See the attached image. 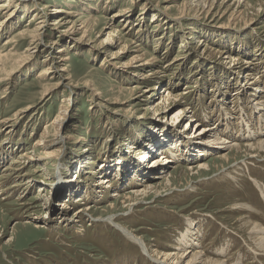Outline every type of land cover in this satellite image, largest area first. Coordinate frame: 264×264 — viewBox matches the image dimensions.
<instances>
[{
  "label": "rangeland",
  "instance_id": "rangeland-1",
  "mask_svg": "<svg viewBox=\"0 0 264 264\" xmlns=\"http://www.w3.org/2000/svg\"><path fill=\"white\" fill-rule=\"evenodd\" d=\"M3 1L6 0H0ZM12 1L8 13L12 11L19 22L10 30L0 29V53L14 46L20 50L13 53L24 51L29 40L18 39L16 44L5 45L6 38L16 36L32 13L41 16V5L48 6L50 23L57 16L51 15L53 7L75 11L73 5L78 12H83L84 18L91 17L94 21L100 18L101 21L90 31V42L70 43L72 49L68 56L72 73L81 85H62L50 97L42 98L45 85L56 81L37 76L45 65L43 60L48 53L45 48L13 72L9 80L0 82V120L14 118L18 110L29 107L23 118L0 125V264H159L145 255L138 243L100 220L110 214H118L117 221L133 230L152 250H173L172 245L184 234L197 230L200 249L210 257L216 258L217 251L225 249L224 256L231 258V264H264L249 248L246 242L249 232L241 227V220L254 221L264 227V201L256 185L257 182L264 186V152L243 146L240 150H230L210 145L200 152L192 154L190 151L191 144H199L197 138L203 135L196 134L204 126H216L221 136L240 144L254 142L264 130V91L255 89L256 86L264 88V0H240L248 16L242 20L229 17L238 6V0H227L224 9L227 6L233 9L225 15L203 12L190 13L183 18L179 15L188 0H83L85 4L81 0H43L37 6L27 0ZM222 1H217L218 7ZM198 2L200 0H196ZM167 5L169 9H165ZM118 10L124 13L115 20L121 35L141 43L148 58L155 56L161 60L160 66L174 60L171 67L165 72L162 70L161 82H158L161 87L152 98L149 93L141 96V92L131 96L130 87L138 84L134 71L118 70L107 61V54L92 47L94 42L106 38L107 33L102 30L104 18ZM5 14L0 12V20ZM124 17L130 21L125 23ZM252 17L256 18L249 27L245 23ZM126 32L129 33L126 35ZM50 34L59 42L53 49L56 51L67 38L60 36L53 27ZM209 51L239 57L242 68L233 69L230 58H219L217 53L211 57ZM131 54L129 52L122 60L127 61ZM247 63H255L251 73L253 78L260 79L251 86L244 76L243 67L249 66ZM83 82L90 83V89L83 86ZM167 82L172 93H183L182 102L156 110L154 105L160 101L162 87ZM91 89L99 90V95L94 96ZM69 96H75L70 101L64 125V135L69 138L62 152L57 151L61 146L57 144L51 148L54 155L42 159L45 150L42 146L34 147L35 143L61 112L64 99ZM185 106L197 122H189V117L172 119L174 113ZM56 129H52L49 139L57 137ZM170 133L183 138L179 140L180 137L175 136L164 148L155 145L159 140L169 139ZM249 134L252 136L247 137ZM152 145L156 151L150 152ZM218 151L228 152L229 157L216 159ZM21 153L36 159L20 158L21 163L12 165L14 157ZM160 154L167 157L174 154L172 158L175 159L160 166L149 165ZM136 157H140L136 161L138 180H122L118 176L113 179L114 187L105 198H94L96 182L108 175L98 169L100 163L119 160L121 167L130 169ZM85 159L95 161L86 168L93 173L76 170ZM141 159L146 169L153 173V178L148 177L146 181L164 188L162 194L150 193L130 211L127 204L113 198L111 193L142 187L138 184L147 175L139 164ZM202 162L207 163V169H189ZM8 165L14 170L4 171ZM59 165L62 184L56 178ZM178 165L183 166L178 168ZM155 168L160 173L174 174V179L167 183L161 174L155 176ZM24 172L34 174L35 181L30 186H14L20 180L15 176ZM63 180L79 183L81 188L67 193ZM41 185L46 188L42 193L39 191ZM79 196L87 198L84 202L92 207L87 214H80V222L74 227L65 226L63 221L59 222L62 212L55 210V204ZM239 204L249 208H240ZM79 207L83 205L77 203L73 208ZM73 208L67 213L68 217ZM28 219L46 228L23 227ZM17 226V236L10 240Z\"/></svg>",
  "mask_w": 264,
  "mask_h": 264
},
{
  "label": "bare ground",
  "instance_id": "bare-ground-1",
  "mask_svg": "<svg viewBox=\"0 0 264 264\" xmlns=\"http://www.w3.org/2000/svg\"><path fill=\"white\" fill-rule=\"evenodd\" d=\"M27 1L29 2V4L32 3L33 6H37V4H41L43 0H27ZM81 1H82L81 2L82 4H85L83 0ZM217 1L218 0H200V2L196 3V0H188L187 3L184 4L183 9L180 12L179 18L186 17L190 13H195L198 15V14H202L203 12H206V15L210 13H213L215 15H217V13H220L221 15H225L233 9V7H229V6H227L224 9V7L226 6L225 4L227 3V0L222 1L219 4V7L216 4L218 3ZM239 1L240 0H238V6L230 12L229 17L232 20L246 19L247 15L245 11L242 9L243 7L239 3ZM12 2H13L12 0H6V1L0 2V12L6 13L5 16L0 20V29L6 27L10 30L11 27L17 25V23L19 22L18 19H16L15 14L12 11L8 13L9 11L8 8H10L9 6L12 5ZM71 2H75V0H71ZM41 6H43L41 8L42 9L41 16H39L37 12L32 13V16H30L29 18V22L25 24L24 28H22L16 36L13 35L12 37L6 38L7 40H6L5 45L16 44L18 42V39H22L26 41L29 40V41H28L26 48L24 49L22 53H18V54L13 53L15 50H20L19 48H16L15 46L14 48H11L7 52L0 53V82L9 80L10 75H12L13 72L18 70V68H20L23 64L25 65L26 63L31 61V59L35 57V55H37V52H39L42 48L48 49L47 57L43 60V62H45V65L42 67V69L37 74V76L43 77L44 79L49 78L50 82L53 80L54 81L56 80L54 83L51 82V83L46 84L44 90H42L41 96L43 99H46V97H50L54 92H56L57 88L62 85L67 86V87H75V86L81 85L80 81L75 79V75H73L72 73L70 57L68 56L69 50L72 49L71 48L72 44L70 43L73 42V44L81 45L82 43L90 42V38H89L90 31L93 29L94 25L98 21H101V19L97 18L99 20L94 21L93 20L94 18H91V17L84 18L83 12L82 11L78 12L76 5L71 6L72 8H76L75 11L72 9H69L68 11H66V9H64L63 7L55 6L53 7L54 9H51V15L53 13L54 15H57V16L54 19V21L50 23L49 21L50 14H47L48 6L47 5H41ZM216 7H217V10L215 11L214 9ZM165 9H169L168 5L165 7ZM261 10L258 11L257 15H259ZM123 14L124 13L122 10L121 11L118 10V12H114L112 16L104 18L105 23H103L102 30L107 33L106 38L100 42H94L92 47L94 48L97 47L100 52L107 54L109 56V60H107L106 57H103V59L107 60L108 62L110 61L111 65H114L115 68H118V70L122 72L134 71L133 75L135 76V78H137L138 84L134 87H130L131 96L137 95L141 92L142 93L141 96L146 97V94L148 96V93H149L150 94L149 97L152 98L156 94V91H158L161 87V86L159 87L158 82L162 78L161 77L162 70L163 72H165L166 68H169L173 65L174 60L168 62L164 66H160L159 63L161 62V60L155 56L148 58L147 53L143 50V46L141 45V43H138L137 41H134L131 39L129 40L127 36L121 35L118 29V25L115 24V20H118L120 17H123L124 16ZM254 18L256 17L249 18L245 24L249 27L253 26ZM128 20H129L128 17L125 18L124 19L125 23ZM52 27L53 29L58 30L60 36H63L64 39L67 38L66 42L61 47H59L56 51H54L53 49L59 42L56 39L51 37L50 31H52ZM128 33L126 32V35ZM129 52H132L131 56L129 57L127 61H123L122 58L126 56ZM209 52H210L209 55L211 57L213 56V54L217 53L219 55V58H222V59L230 58L232 60L230 63L234 64V65H231L233 69L240 70L242 68L241 65H239L241 64L240 63L241 61L239 62V59H240L239 57L225 55V53L222 51L220 52L209 51ZM178 59L179 58H176L175 60L178 61ZM11 61H13V63H11ZM9 63L11 64L7 66V64ZM247 65L249 66L245 65V68L243 67V70L245 69L244 71H246L244 73L245 74L244 76L246 77L247 83L251 86L255 82L258 83L260 79L253 78L254 77L252 75L253 73H251V71L254 69L255 63H252V64L247 63ZM83 83H84L82 84L83 86H86L87 88L90 89L89 87L90 83L88 82H83ZM146 84H148V86ZM166 86L167 87L169 86L168 82ZM166 86L165 84L163 85L162 87V89L164 90L163 95L161 96L160 101L157 102L156 105H154L156 110H158L159 108L168 107L169 105H172L175 103L182 102L183 93H180V92L172 93L173 91L171 92V90H168L171 87L169 86L167 88ZM190 87L191 86H188V88ZM255 89L261 91V93L264 91V88L262 86H256ZM91 90L94 96L99 95L98 93L99 90L97 89H91ZM260 96L261 95H259V97ZM135 97H137L136 99H138L140 95L135 96ZM74 98L75 96L73 97L69 96L67 99H64L65 103L61 107V112L56 116V118L52 121L50 125H47L45 127V130L43 131L41 138L36 141L34 147L42 146L45 150L44 152L45 157L42 159H48L49 156H53L55 152L51 151V148H55L57 144L61 145V146H58L57 151L62 152V146L66 144L67 139L69 138V136L64 135V132H65L64 125H66L67 114H68L67 111L69 108L70 101L72 99L74 100ZM28 108L29 107L18 110L15 113L14 118H7V119L0 120V125L8 124L11 122V120L13 121L18 117L23 118L24 116L23 113L26 112ZM182 117H189V122L198 121L194 119L195 117H193L192 111L189 110L187 106L179 108L174 113L172 119H175L176 121V120L181 119ZM52 127L54 129L58 128L56 129L57 137L55 139H49V136L52 133V129H53ZM196 135L197 136L203 135V136L197 138L198 139L197 141L199 142V144L196 143V145L194 144L190 145V151L192 152V154L194 152H200L206 149L205 147L206 145H210L212 147L219 146V147H223V148L230 149V150L231 149L240 150V148L243 146V147H247V149H250V150L252 149L255 151L259 150L262 153L264 152V130L260 134L258 139L255 138L254 142L245 143V144H240L239 141L229 140L228 138L221 136L219 133L218 127L216 126H204L203 128L199 129ZM175 136L180 137L179 140L183 138L182 135L177 136L176 134L170 133L169 139L159 140L155 143V145L161 146L162 148L167 147L168 143L171 142L170 140L171 139L173 140ZM251 136H252L251 134L247 135V137H251ZM154 149H155V146L152 145L149 151L150 152L156 151V149L155 150ZM172 157H174V154H172ZM172 157H167V156H164L163 154H160L158 157L152 159L149 165L156 164L157 166H160L162 164H165L166 162L172 163L175 159ZM215 157L216 159H221V160L227 159L229 157V153L226 151H218L215 154ZM20 158L36 159L33 157V155H28V153H21L17 157H14V160L11 162V164L13 165L18 162L21 163V160H19ZM139 158L140 157H136L134 159L133 167L130 169H125L121 167L119 164V160H117V162L105 161L103 163H100L98 165V169L102 170V172L108 173V175L105 177H100L99 180L96 182L95 190L97 194L95 193L94 198L96 199H99L100 197H102V199L105 198L106 193H108V191L114 187L113 179L117 178L118 176L122 180H127L128 178H129L128 181H131L130 179L138 180L139 179V176H138L139 168H138V165H136V161ZM87 160L88 159H85L81 165H77L76 170L81 171L80 169H85L86 173H93L91 170L89 171V169L86 171V168H88V165L95 163V161L92 159L88 161ZM141 160L142 161L139 164L142 165V168L144 170H146L145 174L147 175L144 177L143 179L144 181L139 182L138 184V185H142V187H133L130 189L129 192H126L123 190L122 191L114 190L111 193V196L113 198H116L117 200L121 199L123 204H127L128 210L130 211L131 210L133 211L132 208H134V205L138 206V202L141 201L144 197L148 196L150 193H154L156 195L162 194L161 190H163L164 188V187H161L160 184L157 185V183H154L152 181H149V180L146 181L148 177L153 178V173L146 169L143 159ZM178 166H179L178 168H180L183 165H178ZM57 167L58 169H57L56 178L59 179V182L58 180L57 182L59 184H62V178H63L62 170L60 168V165ZM194 168L203 170V169H207L208 165L207 163L202 162V163H199L196 167H189L190 170ZM10 169L14 170L13 167L8 165L5 167L4 171L10 170ZM98 169L94 171L95 174H96V171H98ZM154 170H156V172H154L155 176H157L158 174H161L160 176L164 178V181L167 180V183L169 182L171 178L174 179L173 178L174 174H170V173L165 174V172L160 173L156 168ZM15 177H18V179L20 180H19V183L15 184L14 186H21V185L30 186L32 182L35 181L34 174H31V172L30 173L24 172V173H21V175H18V176L16 175ZM63 183L66 185V188L68 190L67 193L74 192L77 189L79 190L81 188L79 183H73V181L67 182L66 180H63ZM49 184L52 185V183H49ZM256 185L257 187H259V190H261L263 201H264V186L259 185L257 182H256ZM169 190H172V188H169ZM39 191L44 192L46 191V188L45 187L43 188V185H41ZM165 192H167V190ZM68 197L69 196H67V198ZM70 199H66L64 201H60L56 203L55 210L57 209L56 211L62 212L61 216L59 217L60 219L59 222L63 221L65 226L74 227L76 223L80 222V214L81 213L87 214V212H89V210L91 209L92 204H89V205L86 204L84 200H86L87 198L84 199V197H81V196L75 198V200H70ZM70 201H73V203H71ZM77 203H81L83 207H79L78 209L73 208L76 206ZM57 204L59 205V208L56 207ZM109 205L111 208H113L112 203H110ZM239 207L249 208V206H246V204H239ZM72 208L74 210L72 214H70L71 216L68 217L69 215L67 213L70 212ZM128 210L126 211L128 212ZM50 211L52 214V209H50ZM56 213L58 214V212ZM117 217H118V214H110L100 220L106 221V223L107 222L110 223L112 226H114L115 228L120 230L122 233H124L129 240L131 239L135 241L134 243H138L142 249L141 251H143L145 255H148L149 258H151L153 261H156L159 264H231L230 263L231 258H229L228 256L227 257L224 256V252L226 251L225 249L217 251L216 258L210 257L207 253H205L204 250L200 249L201 239H200V234L197 230L195 231L191 230V231H188L186 234H184L182 239L178 240L175 245L174 244L172 245V247H174L173 250H170L167 252H159V251L152 250L151 248L147 247L148 245L142 240V238L139 237L136 233H134V231L131 230L129 227L118 222ZM32 219L35 220V217H33ZM32 219H28L29 221L28 220L25 221V223L22 224V226L26 227L28 225H34V227L38 229L46 228V226L43 225L42 223L38 224L37 222L32 221ZM241 227L245 228V230L249 232L248 240L246 241L248 245L250 246L249 248L252 251H254L257 257H259V259L264 261V227H262L260 223L258 224L250 220H241ZM18 229H19L18 226L17 228L14 229L15 232L13 233V236L12 238H10V240H13V239L15 240Z\"/></svg>",
  "mask_w": 264,
  "mask_h": 264
}]
</instances>
